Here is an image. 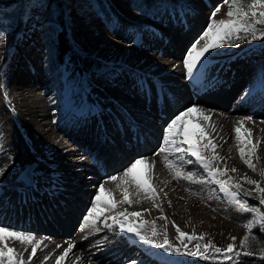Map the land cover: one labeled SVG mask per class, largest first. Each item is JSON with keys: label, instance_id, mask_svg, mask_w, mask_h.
Segmentation results:
<instances>
[{"label": "bare ground", "instance_id": "1", "mask_svg": "<svg viewBox=\"0 0 264 264\" xmlns=\"http://www.w3.org/2000/svg\"><path fill=\"white\" fill-rule=\"evenodd\" d=\"M159 33H156L157 36L152 33L150 46L151 49H157L159 55L166 54L165 59L158 62L161 69L164 68L148 76L150 79L148 78L146 83L151 87H136L137 93L129 91L118 98L112 96L116 91L115 89L111 91L107 84L109 81H100L97 84H86L90 92L78 94L74 90L68 91L61 102V97L54 96V89L48 82L43 81V76L32 73L27 78L26 75L17 73V68L12 73L6 72L8 77L9 73L12 77L10 82H6L7 89L0 95L3 100V96L8 98V104L0 107V169L3 170V175H0V226L10 225L23 229L37 238H40L38 233H44L42 238L46 239L41 245L43 251L38 249L37 257L33 258L32 264H56V259L68 247L64 245L67 243L66 240L61 239L63 236L68 237L70 242L74 240V247L61 264H133V262L183 264L185 255L146 245L135 234L121 232L118 227L105 228L103 220L109 218L108 222L111 223L112 218L122 219L125 223L135 225L149 222L144 225L145 228L155 221L158 233L166 230L169 242L183 251L184 245L176 238L179 235L176 226L183 232L188 229L185 233L189 235L197 236V232L204 231L207 235L215 236L231 233L230 228L225 229L223 226H241L250 218L248 213L240 212L229 203L228 197L219 191L218 185L174 179L165 166L164 154L155 153L161 147L163 133L168 123L189 106L200 104V107L212 113V123L216 130L210 132V137L219 145L217 152L223 158L216 162L215 167L228 170L226 175L220 178L228 180L231 177L233 183H236V179L247 177L259 180L264 186V175H261L264 173V122L257 121L263 119L264 113V64L255 69L264 57H262L264 51L259 47L251 49L252 51L246 48L237 52L236 45L229 47L224 44L223 47L212 50L206 59H202L203 63L210 58L207 66L197 65V69L189 75L183 63L186 49L190 46L183 38L188 37L189 32L174 30L163 42L158 37ZM170 49L172 53H168ZM17 52L21 54L20 47L16 48ZM119 76V74L113 76L111 82L114 83L121 78ZM2 85L0 83V86ZM114 105L120 106V112L111 115L107 107L112 108ZM214 108L218 110H212ZM8 110L14 111L19 118L14 128L19 142L23 143L22 148L28 152L30 149L29 153L41 160V170L32 187L24 186L17 176L21 166V155L9 161L4 154L5 150L1 148L3 137L8 132L2 115L3 111ZM200 115L195 111L190 113L178 124L176 131L183 129L195 143L202 128V124L198 122ZM249 115L254 118V122L246 121L240 135L251 140L252 144H257L253 162L259 169L258 178L256 176L250 178L248 166L239 161L238 142L233 131L237 122ZM70 119L69 124L72 127L73 124L81 122L87 124L91 130L98 123L101 127L96 131L98 135L103 136L101 144H98L96 134L87 141L86 130V133L83 132L82 136L76 139L72 138L71 134L65 137L62 131L68 125L66 121ZM157 121L159 124H156ZM76 129L72 128L71 132L81 133L83 128ZM245 129L251 131L250 137L247 136ZM71 140L74 144L70 142ZM83 141L88 143L86 150L82 149ZM141 157H146L148 163L137 164L132 176L146 189H155V201L145 199L143 194L140 197L129 195L127 199L133 203L121 204L119 201L124 197L117 187V182L107 178L123 172ZM99 158H102L100 160L102 162L98 163L102 170L96 174L95 165ZM187 159L188 156H185V160ZM192 160L193 163L185 164L184 169L193 171L194 179L206 180L207 172L195 162V158ZM152 163L154 167L149 166ZM232 168L237 171H230ZM93 174L96 178H88ZM118 177H122V173ZM105 182V191H99V186ZM93 187L95 188L92 189ZM133 188L134 186L129 187L130 193ZM108 189L112 190L111 195ZM83 193H89L88 199L97 194L100 197L94 213L99 217L97 221L101 229L99 232L90 228L81 231L83 217L93 199L89 200L90 202L80 201L76 204L69 202L70 197L82 196ZM58 197H61L60 203L57 201ZM137 200L139 202H136ZM56 203L63 212V217L57 215L58 210L54 208ZM156 204L160 207H156ZM68 206L71 208H66L65 211L64 208ZM109 208L112 211H109ZM69 210L75 213L69 214L70 217L67 218ZM125 210L139 212L141 215L136 217L118 215ZM15 220L21 221L22 225L15 224ZM41 223L43 228L39 230L37 225ZM76 232L78 234L74 236ZM3 235L7 236L8 233ZM156 239L160 240L162 236ZM181 239L185 244L188 242L186 238ZM196 241L188 243L195 245ZM8 246L18 251H23L24 248L20 241H9ZM113 249L114 254L109 252ZM30 252L31 247L23 252L25 260L28 259ZM45 256L49 257L46 261ZM88 256H93L96 262L87 261Z\"/></svg>", "mask_w": 264, "mask_h": 264}, {"label": "rangeland", "instance_id": "2", "mask_svg": "<svg viewBox=\"0 0 264 264\" xmlns=\"http://www.w3.org/2000/svg\"><path fill=\"white\" fill-rule=\"evenodd\" d=\"M104 2L107 7V12L99 13L96 3L90 2L89 0H64L65 17L67 19V37L73 46V51L66 57L67 67L65 65L55 66L54 45L62 28L58 25L56 15L50 17L48 20L43 19V0L31 2L29 9L25 12L20 11V9L13 12L18 18L22 19L24 17V20L17 24L15 31H11L8 28V25L0 17V83L3 84L0 86V95H2L7 89L6 82L11 81V73L15 68H17V73L20 72L22 73V76L26 75L27 78L32 73L34 75L38 74L40 77L43 76V81L48 82L49 86L54 89V96L57 95L59 98L61 97V102L62 97H64L68 91L74 90L78 94L90 92V89H87L86 84H97L100 81H109L107 84H109L111 91L115 89L116 92L112 93V96L116 98H118V96L121 97L120 95L128 93L129 91H131V93L132 91L137 93L138 89L136 87H151L146 83L148 82L147 79L158 70L162 71L164 68L162 67L161 69V65L158 64V62L165 59L166 54L163 55L160 53L159 55L157 49H151L150 45L152 38L150 36H152V33L156 35L157 32H160L158 37L161 38V42H163L168 39L167 37H169L170 32H173L174 30L189 32L188 37L183 39L187 45H190V48L194 41L197 40L207 28V25L210 23L211 13L218 5H221V10L216 15L217 20L227 18L228 11V5L224 4L223 0H152L150 1V5L147 3L149 2L148 0H105ZM256 27L264 30V25L258 24ZM162 32L167 35H163L164 33ZM239 35L241 36V39L237 40L233 38L230 42H225L224 44L229 47H235L236 45L235 48L237 52L246 48L249 49L248 51H252L259 47L260 50L264 51V38H260L259 34H257L255 40L252 39L250 34L241 32ZM201 44H203V41H201ZM17 47H20L22 55L18 52L16 53ZM189 48L186 49V51H188ZM168 51V53H172V49ZM217 54H219V52L216 53V55ZM263 56L264 54L262 57ZM82 57L92 58L93 60L100 62L101 67L99 69L90 70L84 78L77 76L73 80H69V75L72 69L81 65ZM149 59H151L152 62ZM154 59L156 60L154 61ZM209 62L210 58L204 61L202 63L203 66L200 65V67L207 66ZM261 62L258 63V66H255V69L264 64V57L261 59ZM7 71L11 72L9 73V77L6 75ZM116 74H119V77L121 78L116 80L114 82L116 84H114L111 82V79H113L112 77ZM224 83L229 82L224 81ZM76 87H78V89ZM46 91L47 88H45L44 93H46ZM3 97L4 100L2 97L0 98V107L2 108L4 105L8 104V98L5 96ZM129 98L131 99L130 94ZM198 106L201 105L198 104ZM107 108L111 115L115 112H120L119 105ZM212 110L215 111L218 110V108ZM3 113L2 121L5 122L8 127V132L3 137L4 140L2 143L5 147L4 154L9 161L16 158V156L21 155V166L17 174L18 178H20L21 173L29 165L32 163L36 164V167L33 170L34 184L32 186H34L41 170V160L30 154V149L29 153L27 149L22 148L23 143L19 142L14 128V125L19 119L16 117L17 114L12 110H8V112L3 111ZM236 117H239V115H236ZM240 117L242 116L240 115ZM257 121L264 122V113L263 119L260 118ZM70 122L71 119L66 121L68 125L65 126L63 129L64 131H62V134L65 137H68V134H71V136H73L72 138L76 139L77 137H81L83 132L86 133L87 131L88 136H85L87 141L89 140L88 138H91L96 134V140H98V144H101L103 136L100 134L98 135V131H96L101 127L98 123H96L95 128L91 130L87 124H81V122H78L73 124L72 127V125L69 124ZM156 124H159V121H157ZM75 127L77 128L76 130L83 128L81 133H78V131L72 133V128ZM65 132L68 133L65 134ZM146 133H148V130ZM70 142L74 144L72 140ZM82 145V149L86 150L85 147L88 143L83 141ZM82 153L85 152H81V154ZM86 154L88 155L89 153ZM113 155L115 156L116 154L113 153ZM253 156L254 155L250 157L252 162L254 161ZM77 157L79 156H76V158ZM101 159L102 158L97 159V165H95L96 174L102 170L99 165L100 162H102L100 161ZM240 160L241 158L239 161ZM253 164L256 167V171L248 168V172L251 176L250 178L255 176L258 178L259 169L255 162H253ZM121 173H115L114 175L118 176ZM90 177L96 178L94 174L88 176V178ZM107 179L109 180V177ZM236 180V183H239L244 191H251L254 194L253 196H245L244 191H240L239 198L247 200L250 205L260 207V210L263 211L264 206L259 205V201L255 199L256 186L248 184L246 179H243L242 177ZM256 181L259 182L260 187H264L259 180ZM21 182L24 186L28 187L23 180H21ZM103 185H106V182L103 183ZM94 188L95 187L92 189ZM84 189H86V187ZM88 194L89 193H83L82 196L70 197L69 202L76 204L80 201H92L95 196H90L88 199ZM76 199H78V201ZM57 201L60 203L61 197H58ZM56 204H54V208L58 210L57 215L63 217V212L59 210L58 204ZM66 208L69 209L71 206L65 207V211L67 210ZM69 211L67 218L70 217L69 214L75 213V211ZM248 214L250 215V218L247 219V222L252 219V214ZM14 222L18 226L22 225V223H18L19 221L17 220ZM243 225L244 223L241 226H223L225 229L230 228V234L223 233L214 236L207 235L204 231H199L197 232V236H203L204 239L202 241L197 240L195 245L200 243L201 250L203 251L204 244H213L221 249H226L229 244H234L235 251L241 253L247 251L248 249L241 248V241L243 237L248 234V230ZM42 228V223L37 225V229L40 230ZM12 229L25 231L14 227H12ZM186 230L188 229H185V232H187ZM78 232H76L74 236H76ZM253 233L258 239L260 234H264L259 231L258 227L253 229ZM38 235L42 238L44 233L40 232ZM63 237H61V239H65V242H67L64 245L68 246L69 244H74V240L70 242L68 237ZM232 237L236 238L235 241L232 240ZM186 245L189 250H195V245H190L188 242H186ZM252 251L253 255L251 257L260 258L258 246L253 248ZM109 252H113L114 254L115 249ZM207 254L215 256L216 258L201 260L199 257L185 255L183 264H218L220 262H235L242 257H246L241 255L240 257L233 256L232 259H223V254H217L214 252V249L211 248L208 249ZM41 257L42 255L39 256V258ZM88 260L90 263L93 261L96 262L93 256H88L87 261ZM151 264L158 263L151 262Z\"/></svg>", "mask_w": 264, "mask_h": 264}, {"label": "snow or ice", "instance_id": "3", "mask_svg": "<svg viewBox=\"0 0 264 264\" xmlns=\"http://www.w3.org/2000/svg\"><path fill=\"white\" fill-rule=\"evenodd\" d=\"M223 3L228 5L227 18L216 19L217 13L221 10V5H218L211 13L210 23L207 25V28L186 52L183 63L189 75L197 69V65L203 66L202 59H206L207 55L210 54L212 50L223 47L225 42H230L233 38L237 40L241 39L239 35L241 32L250 34L253 40L257 38V34H259L260 38H264V30L256 27L258 24L264 25V0H223ZM201 41H203V44H201ZM194 111L201 114L198 122L202 124L201 131L195 143L190 135L186 134L183 129L179 132L176 131L178 124L182 122L184 117H187ZM246 121L254 122V118L250 115L243 117L237 122L233 131L235 132V139L238 142L241 160L248 168L256 171V167L250 157L255 153L257 144H252L251 140L242 138L240 135L241 129L244 128ZM215 130V125L212 123V113L205 108L193 104L181 111L168 123L163 133L161 147L155 155L164 154L165 166L174 179H184L199 184H216L219 187V191L228 197L229 203L233 204L242 213L252 214V219L243 225L248 230V234L243 237L241 248L248 249L247 251L242 253L235 251L234 244H229L226 249H221L213 244H204L202 251L200 243L195 245V250H189L184 240L181 238H186L188 242H191L196 240L202 241L204 237L189 235L176 226V232L179 233L176 238L181 240V244L184 245L182 251L181 248L175 247L169 242L166 230L163 233H158L155 227V221H152L150 226L145 228L144 225L149 222H142L140 225H135L130 222L125 223L122 219L112 218V222L109 223V218H105L103 220L104 227L108 229L118 227L121 232L135 234L146 245L163 249L166 252H174L178 255L199 257L201 260L216 258L215 256L207 254L210 248L214 249V252L217 254H223V259H232L233 256L240 257L241 255L251 257L253 255L252 249L257 246L259 247L260 259H264V242L260 241L253 233V229L257 227L261 233H264V212L260 210V207L250 205L247 200L239 198V192L244 191L239 183H233L231 177H229L228 180L220 178L225 176L228 170L226 168L222 170L219 167H215L216 162L223 159L217 152L219 145L214 143L213 139L210 137V132ZM245 131L247 136L250 137L251 131L248 129H245ZM184 145H187V147L185 148ZM246 148L247 153L245 151ZM204 153H210V155H204ZM185 156H188L187 160H185ZM170 157H175V159H170ZM192 158H195V162H198L203 170L207 172L206 180L194 179L195 173L184 169L185 164L193 163ZM140 163H148V159L146 157L136 159L131 166L127 167L122 172V177L115 175L109 177L110 181L117 182V187L124 197V199L119 201L121 204L133 203L132 200L127 199L129 195L140 197L143 194L145 199L155 201V189H146L138 179L132 176L133 169ZM149 166L154 167V163ZM230 171L235 172L237 170L232 168ZM0 175H3L2 169H0ZM261 175H264V173H261ZM245 179L248 184L256 186L255 199L259 201V205L264 206V187H260L259 182L256 180L247 177H245ZM130 186H134L131 193L129 192ZM99 191H105L103 184L99 186ZM108 191L111 195L112 190L108 189ZM244 195L253 196L254 194L251 191H244ZM99 202L100 197L97 194L91 202V206L87 210L86 215L83 217V227L81 231H83L84 228H90L96 232L101 230L97 225L99 217L94 215ZM136 202H139V200ZM105 207L108 206L105 205ZM156 207H160V205L156 204ZM109 211H112V209L109 208ZM125 214L133 217L141 215L139 212H127L126 210L118 215L123 216ZM4 233H8V235L5 236L3 235ZM158 236H162V239H156ZM44 239L46 238H37L36 235L30 232L14 230L10 225L0 226V264H32L33 258L37 257L38 249L41 252L43 251L41 245ZM235 239V237H232L233 241H235ZM9 241H20L24 245L23 251H18L13 247H9ZM29 247H31V252L28 259L25 260L23 252L28 251ZM57 247L61 246L57 245ZM73 247V244H69L64 252L56 259V264H61V261L68 256ZM48 259V256L44 257L45 261ZM133 264H135V262H133Z\"/></svg>", "mask_w": 264, "mask_h": 264}, {"label": "trees", "instance_id": "4", "mask_svg": "<svg viewBox=\"0 0 264 264\" xmlns=\"http://www.w3.org/2000/svg\"><path fill=\"white\" fill-rule=\"evenodd\" d=\"M36 0H0V15L6 22L8 28L11 31H15V28L20 21L24 20V17L18 18L13 12L20 11L25 12L29 9L31 2ZM96 3L99 13L107 12L105 0H89ZM148 5L151 4L150 1ZM44 11L43 19L48 20L50 17L56 15L58 25L62 28V31L58 34L57 40L54 45L55 49V66H59L65 63L66 56L73 51V46L67 37V19L65 17L64 0H43ZM101 63L93 60L92 58L83 57L82 65L77 67L73 73H77L86 76L90 70L98 69ZM260 241H264V234L259 235ZM218 264H264V259L257 257H242L235 262H220Z\"/></svg>", "mask_w": 264, "mask_h": 264}, {"label": "water", "instance_id": "5", "mask_svg": "<svg viewBox=\"0 0 264 264\" xmlns=\"http://www.w3.org/2000/svg\"><path fill=\"white\" fill-rule=\"evenodd\" d=\"M35 167L36 164L33 163L22 173V179L27 183V185H32L33 183V170Z\"/></svg>", "mask_w": 264, "mask_h": 264}]
</instances>
